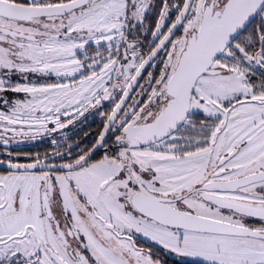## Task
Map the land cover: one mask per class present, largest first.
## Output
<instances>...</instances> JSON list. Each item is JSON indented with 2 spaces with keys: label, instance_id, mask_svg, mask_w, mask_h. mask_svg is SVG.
I'll list each match as a JSON object with an SVG mask.
<instances>
[{
  "label": "snow or ice",
  "instance_id": "1",
  "mask_svg": "<svg viewBox=\"0 0 264 264\" xmlns=\"http://www.w3.org/2000/svg\"><path fill=\"white\" fill-rule=\"evenodd\" d=\"M0 145V264H264V0H0Z\"/></svg>",
  "mask_w": 264,
  "mask_h": 264
},
{
  "label": "flooded vegetation",
  "instance_id": "2",
  "mask_svg": "<svg viewBox=\"0 0 264 264\" xmlns=\"http://www.w3.org/2000/svg\"><path fill=\"white\" fill-rule=\"evenodd\" d=\"M148 18V16H147ZM146 21V20H145ZM148 20L145 24L146 28L148 27ZM149 28V27H148ZM147 36V33H143L142 38ZM151 35L149 36V41H151ZM56 78L51 76L49 81H54ZM22 96V94H21ZM102 110V109H101ZM105 109H103L104 111ZM97 120V121H96ZM102 130V122L101 118L98 114L93 112L92 114H85L84 117L75 121L73 124L69 125L66 129L62 130L54 134L56 138L60 139V142L65 145L63 151L67 150L68 145H74L76 142H79L81 146L90 145V143L94 142L96 137L98 136L99 131ZM87 133V135H85ZM67 137V139H65ZM53 137H45L43 139L37 141H24L22 138L17 137L15 141L8 145V151H11L15 156L17 153L20 154V162H29L26 159V154H44L45 152L51 153L52 147L50 145V140ZM78 151V149H76ZM5 149L2 145H0V159L5 158ZM140 242L144 246H148L150 242L144 241L140 238ZM154 251H158V254L164 264H177L178 259L170 256L167 252L159 251L158 249H154Z\"/></svg>",
  "mask_w": 264,
  "mask_h": 264
},
{
  "label": "trees",
  "instance_id": "3",
  "mask_svg": "<svg viewBox=\"0 0 264 264\" xmlns=\"http://www.w3.org/2000/svg\"><path fill=\"white\" fill-rule=\"evenodd\" d=\"M158 3H159V0H153V4H158ZM157 13H158V8H154L153 10L148 12V14H147L148 18H146V21H145V24L147 23V20L149 21L147 24L149 27V28L147 27L148 29H151L154 27V23L156 20ZM146 33H147V36L149 38L150 32H146Z\"/></svg>",
  "mask_w": 264,
  "mask_h": 264
},
{
  "label": "rangeland",
  "instance_id": "4",
  "mask_svg": "<svg viewBox=\"0 0 264 264\" xmlns=\"http://www.w3.org/2000/svg\"><path fill=\"white\" fill-rule=\"evenodd\" d=\"M141 39H144V37H143V38L141 37ZM148 41H149V38H148V36H147V40L145 41V44H147ZM105 110H107V109L105 108ZM102 111H103V109H102ZM167 254H170V256H172V257H174V258L180 260V258L177 257V256H175L174 254H171V253H167ZM185 259H190V258H185Z\"/></svg>",
  "mask_w": 264,
  "mask_h": 264
},
{
  "label": "water",
  "instance_id": "5",
  "mask_svg": "<svg viewBox=\"0 0 264 264\" xmlns=\"http://www.w3.org/2000/svg\"><path fill=\"white\" fill-rule=\"evenodd\" d=\"M152 39V38H151Z\"/></svg>",
  "mask_w": 264,
  "mask_h": 264
}]
</instances>
